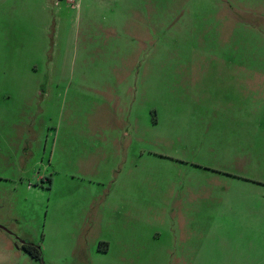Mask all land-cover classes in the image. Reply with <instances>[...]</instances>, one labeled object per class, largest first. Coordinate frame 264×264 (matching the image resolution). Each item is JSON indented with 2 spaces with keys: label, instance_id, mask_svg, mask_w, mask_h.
Here are the masks:
<instances>
[{
  "label": "rangeland",
  "instance_id": "rangeland-1",
  "mask_svg": "<svg viewBox=\"0 0 264 264\" xmlns=\"http://www.w3.org/2000/svg\"><path fill=\"white\" fill-rule=\"evenodd\" d=\"M0 264H264V0H0Z\"/></svg>",
  "mask_w": 264,
  "mask_h": 264
},
{
  "label": "crops",
  "instance_id": "crops-1",
  "mask_svg": "<svg viewBox=\"0 0 264 264\" xmlns=\"http://www.w3.org/2000/svg\"><path fill=\"white\" fill-rule=\"evenodd\" d=\"M233 167H234L233 164L231 166L230 165L224 166V168H226V169H230V168H233ZM222 174L224 176L227 175V177L233 178V181H239V179L237 180L236 178H234L235 177L234 175H229L228 172H223ZM232 183H235V182H232ZM190 198H191L190 195H186V196L182 197V200H180L178 203L175 202V206H177L178 208L175 210V212H173L174 215H176V216H182V214H183V216H185V217L186 216L187 217H190V216L193 215V212L192 211H194V209H191V206L192 205L190 203L191 202ZM173 209H175V208H173ZM170 211H171V207L169 208L168 212H170ZM178 234H179V237H180L181 236V233L179 232ZM180 241H184L182 239V237L180 238ZM21 249H22V247H21ZM105 249H106L105 251H107L108 250V247H106Z\"/></svg>",
  "mask_w": 264,
  "mask_h": 264
},
{
  "label": "trees",
  "instance_id": "trees-1",
  "mask_svg": "<svg viewBox=\"0 0 264 264\" xmlns=\"http://www.w3.org/2000/svg\"><path fill=\"white\" fill-rule=\"evenodd\" d=\"M21 247L32 258H34L37 261H41V251L39 248L26 244H23Z\"/></svg>",
  "mask_w": 264,
  "mask_h": 264
}]
</instances>
